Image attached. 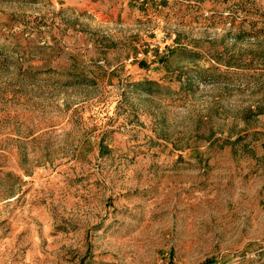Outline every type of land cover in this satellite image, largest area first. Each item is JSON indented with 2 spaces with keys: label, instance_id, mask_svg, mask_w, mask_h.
I'll return each mask as SVG.
<instances>
[{
  "label": "rangeland",
  "instance_id": "rangeland-1",
  "mask_svg": "<svg viewBox=\"0 0 264 264\" xmlns=\"http://www.w3.org/2000/svg\"><path fill=\"white\" fill-rule=\"evenodd\" d=\"M0 264H264V0H0Z\"/></svg>",
  "mask_w": 264,
  "mask_h": 264
}]
</instances>
